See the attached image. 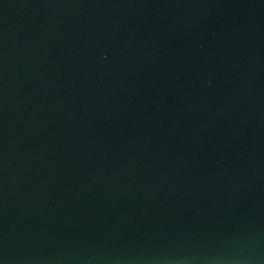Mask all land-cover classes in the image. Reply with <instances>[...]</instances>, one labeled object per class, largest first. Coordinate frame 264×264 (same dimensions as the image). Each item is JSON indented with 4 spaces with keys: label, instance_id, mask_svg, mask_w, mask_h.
<instances>
[{
    "label": "water",
    "instance_id": "1",
    "mask_svg": "<svg viewBox=\"0 0 264 264\" xmlns=\"http://www.w3.org/2000/svg\"><path fill=\"white\" fill-rule=\"evenodd\" d=\"M0 264H264V0H0Z\"/></svg>",
    "mask_w": 264,
    "mask_h": 264
}]
</instances>
